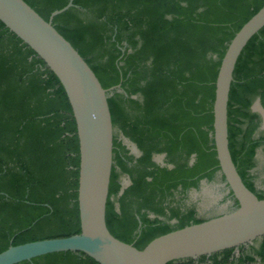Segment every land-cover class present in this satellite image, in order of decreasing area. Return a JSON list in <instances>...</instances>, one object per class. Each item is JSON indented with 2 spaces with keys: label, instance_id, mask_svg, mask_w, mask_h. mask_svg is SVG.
I'll return each mask as SVG.
<instances>
[{
  "label": "trees",
  "instance_id": "trees-1",
  "mask_svg": "<svg viewBox=\"0 0 264 264\" xmlns=\"http://www.w3.org/2000/svg\"><path fill=\"white\" fill-rule=\"evenodd\" d=\"M45 20L69 0H24ZM264 0H72L52 24L91 67L107 98L113 163L105 209L116 238L143 248L153 238L198 223L182 199L220 173L213 141L215 79L226 47ZM264 107V27L242 49L227 104L228 146L244 184L259 199L249 169L264 135L250 111ZM121 134L140 151L135 156ZM164 154V164L154 156ZM79 144L57 76L0 21V252L10 245L80 232ZM130 183L122 193V176ZM224 181L222 174L219 175ZM229 197L237 201L228 192ZM181 197V198H180ZM257 244L166 264H264ZM16 264H98L61 251Z\"/></svg>",
  "mask_w": 264,
  "mask_h": 264
},
{
  "label": "water",
  "instance_id": "water-1",
  "mask_svg": "<svg viewBox=\"0 0 264 264\" xmlns=\"http://www.w3.org/2000/svg\"><path fill=\"white\" fill-rule=\"evenodd\" d=\"M70 6L72 0L45 20L24 0H0V21L45 62L67 95L79 144L80 222L77 234L10 245L0 252V264H16L61 251L83 252L98 264H166L227 248L237 251L239 246H247L264 236V197L259 199L242 181L229 151L227 129V104L235 64L250 38L264 27V4L229 41L215 79L212 136L219 173L238 206L159 235L141 249L116 238L106 226L114 134L107 98L110 91L121 89L119 84L103 88L88 63L52 24L53 16ZM252 110L263 119L264 107L258 97ZM121 137L132 154L140 155L132 141L122 134ZM124 187L122 184L120 193Z\"/></svg>",
  "mask_w": 264,
  "mask_h": 264
},
{
  "label": "rangeland",
  "instance_id": "rangeland-1",
  "mask_svg": "<svg viewBox=\"0 0 264 264\" xmlns=\"http://www.w3.org/2000/svg\"><path fill=\"white\" fill-rule=\"evenodd\" d=\"M114 133L116 134L118 131L114 129ZM262 133H264V129H261V131L258 132V134ZM129 147H131V145H129ZM154 159L159 164L164 163V157L160 155H155ZM257 164V172L262 176L257 185L260 189H264V155L260 149L257 153ZM219 175L212 181H206L205 179L202 180L197 189L189 190L187 196L182 199V203L185 205H193L194 207L200 208V212H198L199 217L207 216L215 209L225 211L229 208L231 200L227 196L228 190L223 181H221ZM121 181L125 186L128 185V178L125 175L122 176ZM252 244L256 245L257 243L253 242ZM248 246L249 244L244 246V248L248 250Z\"/></svg>",
  "mask_w": 264,
  "mask_h": 264
},
{
  "label": "flooded vegetation",
  "instance_id": "flooded-vegetation-1",
  "mask_svg": "<svg viewBox=\"0 0 264 264\" xmlns=\"http://www.w3.org/2000/svg\"><path fill=\"white\" fill-rule=\"evenodd\" d=\"M255 100H256V98L254 99V101L252 102V104H251V106H250V111H251V112H254V113H256V111L252 110V105H253V103L255 102ZM261 113H262V115H263V119H264V111H261ZM257 114H258V113H257ZM258 116H259V118H260V124H259V127H258V129H257V132H256V135H255V136L264 135V133H262V134H258V132L261 131V129H264V121H263V119L261 118V116H260L259 114H258ZM259 149L262 150L263 155H264L263 148H262V147H259V148L256 150V154L254 155L255 165H254V167H252L251 169H249V173H250V175L253 176V182H254V185H255V189H256V190H259V189H260V188L258 187L257 183L259 182L260 177H262V176L257 172V169H258V167H257V166H258V164H257V153H258ZM223 183H224V181H223ZM188 192H189V191H188ZM228 192H229V191H228ZM187 194H188V193H187ZM228 197H229V196H228ZM229 198H230V200H231V203H230V205H229V208H228L227 210H225V211L232 210L233 208H235L234 201L231 199V197H229ZM195 208H196V212H197V214H198V212H200V211H199L200 208H198V207H195ZM221 211H222V210H221ZM221 211H220L219 209L212 210L207 216H204V218H208V217H211V216H215V215L221 213ZM222 212H224V211H222Z\"/></svg>",
  "mask_w": 264,
  "mask_h": 264
}]
</instances>
